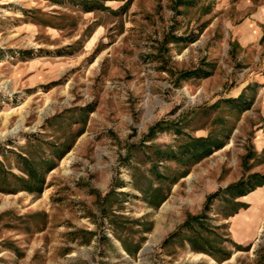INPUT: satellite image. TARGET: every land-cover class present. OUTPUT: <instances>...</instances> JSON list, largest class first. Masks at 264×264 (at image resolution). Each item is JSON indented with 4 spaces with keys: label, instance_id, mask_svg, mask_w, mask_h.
Listing matches in <instances>:
<instances>
[{
    "label": "rangeland",
    "instance_id": "374dc122",
    "mask_svg": "<svg viewBox=\"0 0 264 264\" xmlns=\"http://www.w3.org/2000/svg\"><path fill=\"white\" fill-rule=\"evenodd\" d=\"M263 3L0 0V264H264Z\"/></svg>",
    "mask_w": 264,
    "mask_h": 264
},
{
    "label": "crops",
    "instance_id": "0c3cea01",
    "mask_svg": "<svg viewBox=\"0 0 264 264\" xmlns=\"http://www.w3.org/2000/svg\"><path fill=\"white\" fill-rule=\"evenodd\" d=\"M264 4V3H263ZM249 13H251L252 15H254V14H259V15H261L262 17H260L261 19H264V6H262V7H256L255 9H253L251 12H249ZM259 18V20H260V23H263V21L261 20Z\"/></svg>",
    "mask_w": 264,
    "mask_h": 264
},
{
    "label": "trees",
    "instance_id": "16d2710c",
    "mask_svg": "<svg viewBox=\"0 0 264 264\" xmlns=\"http://www.w3.org/2000/svg\"><path fill=\"white\" fill-rule=\"evenodd\" d=\"M264 178V177H263ZM261 185V182H258L255 186H251L250 188H248L249 190L248 191H240V192H238L237 194H236V196L237 197H239V196H243V195H245V194H247L248 192H250V191H253L254 189H255V187H257V186H260ZM232 187H235V186H232Z\"/></svg>",
    "mask_w": 264,
    "mask_h": 264
}]
</instances>
